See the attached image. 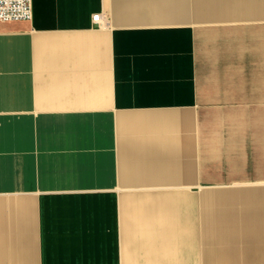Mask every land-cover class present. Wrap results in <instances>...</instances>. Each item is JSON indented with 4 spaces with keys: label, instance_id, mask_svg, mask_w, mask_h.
I'll use <instances>...</instances> for the list:
<instances>
[{
    "label": "crops",
    "instance_id": "0c3cea01",
    "mask_svg": "<svg viewBox=\"0 0 264 264\" xmlns=\"http://www.w3.org/2000/svg\"><path fill=\"white\" fill-rule=\"evenodd\" d=\"M32 7L0 22V264H264V0Z\"/></svg>",
    "mask_w": 264,
    "mask_h": 264
},
{
    "label": "built area",
    "instance_id": "2783aa9c",
    "mask_svg": "<svg viewBox=\"0 0 264 264\" xmlns=\"http://www.w3.org/2000/svg\"><path fill=\"white\" fill-rule=\"evenodd\" d=\"M32 16V0H0V22L31 21ZM99 19V14L93 17L95 23Z\"/></svg>",
    "mask_w": 264,
    "mask_h": 264
}]
</instances>
